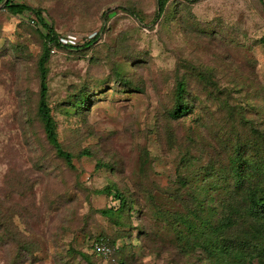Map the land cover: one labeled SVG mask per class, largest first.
Instances as JSON below:
<instances>
[{"label":"rangeland","instance_id":"rangeland-1","mask_svg":"<svg viewBox=\"0 0 264 264\" xmlns=\"http://www.w3.org/2000/svg\"><path fill=\"white\" fill-rule=\"evenodd\" d=\"M14 2L39 9L78 46L98 39L48 57L47 103L69 168L36 113L35 17L0 4V264H264L255 247L264 220L247 212L232 178L223 173L218 188L222 178L208 181L216 189L208 199L195 178L207 165L218 175L230 168L231 142L244 143L251 122L264 127V1L169 0L156 21L155 0ZM180 80L191 110L173 121ZM254 141L256 167L264 159ZM106 188L133 211L118 215ZM99 237L110 259L92 252Z\"/></svg>","mask_w":264,"mask_h":264},{"label":"trees","instance_id":"trees-1","mask_svg":"<svg viewBox=\"0 0 264 264\" xmlns=\"http://www.w3.org/2000/svg\"><path fill=\"white\" fill-rule=\"evenodd\" d=\"M169 0H155V15H154V21L158 20L165 12L167 8ZM187 3H196L200 0H184ZM264 1V0H262ZM4 0H0V4H2ZM4 9L7 10L11 15H23L25 12H32L35 20H32V24L37 26V30L39 33V36L43 40V51L42 55L38 60L37 63V71H38V77H39V90H38V103H37V117L38 120L41 123L42 130L44 132V137L45 141L47 144L52 147L54 150L55 154L57 157L61 158L64 160L65 164L69 168L72 167V155L68 152H66L59 140H58V134L56 131V124L54 122V119L50 113V108L47 103V95H48V68H47V62H48V57L50 54L51 48H55L57 50L61 49H74L76 47H61L57 43V38L59 34H56L51 27H48L43 19H42V13L39 9H32L31 7L23 4V3H15L14 0H8L5 5ZM125 11L134 17L136 20L139 22H142V19L139 18L137 12L132 9H125ZM98 39V36H94L91 40L86 41L85 43L83 42L81 45L77 46V48H80L82 50L91 47V45ZM52 46V47H51ZM186 94V89H185V83L184 81L180 80L177 83L176 86V106L175 108L169 113V117L173 121H179L182 117H184L186 114H188L191 110V105L188 106V104L184 103V97ZM78 103L79 105H83V102L87 100V97L82 94L81 96L78 95ZM184 99V100H183ZM263 124H264V118H263ZM259 124V123H258ZM256 124H253L251 122V126H253V129H249L250 136L246 138L244 143L240 144V142H237L236 144H233L231 142V153L228 156V162L230 163V168L224 167L223 169L219 168L220 170V175L216 174L213 172L214 166L212 165H207L205 167H201V171L203 173L197 174L195 176L196 179H200L202 182V185L204 183V180H207V183H204L205 186L197 188L198 195L204 196L206 199L209 197L213 196V193L215 192L216 189H214L212 185L208 184V181H213L214 179L218 178L222 180H214L213 183L214 185L218 188L220 187V184L225 182L224 175L223 173H227L228 176H230L233 180V184L238 191L242 194V197L246 200L248 204V209L247 212L251 215H254L261 220H264V164H261L260 166L254 165L252 162V155L251 153L254 151H251V147L256 146L254 139H257L260 141V146L261 150L259 151L258 154H261V159H264V127L261 129V127L255 126ZM238 134H235L237 136ZM239 140V138H238ZM90 154L87 151H81L78 154V157H83V156H89ZM225 170V172H223ZM230 170V171H229ZM222 174V175H221ZM220 176V177H219ZM261 179V180H260ZM250 180L251 181H259V183L256 184H251L250 185ZM263 183H262V182ZM183 184V182H182ZM244 184H247L245 187ZM219 191V189H218ZM108 196H113L115 200L119 201V207L116 209L117 214L120 215L121 211L127 210V211H133L135 204L132 202H129L126 197L118 192L111 190L110 188H106L102 191ZM213 198V197H212ZM198 207V205H196ZM199 209L200 205H199ZM102 216H112L115 212L113 209H108L100 212ZM203 213L202 210L199 211V214ZM208 215V213H206ZM172 216V215H170ZM169 216V217H170ZM200 215L197 214V217ZM199 221V220H197ZM228 223V222H227ZM226 223V224H227ZM212 223H209L208 221H202V225L205 228L204 231H217V229H213ZM225 224L220 227L222 228ZM107 241L103 237H99L98 239H95L91 243V250L94 247V244H105ZM107 247L110 249L109 244H106ZM256 251L258 257H261L264 260V237L257 239L256 241ZM203 247L206 249L207 248L203 245ZM232 248V246H231ZM111 250V249H110ZM111 252V251H110ZM110 259V257H108ZM247 258V257H246ZM245 258V259H246ZM217 261V259H216ZM244 261V260H241ZM216 263V262H214Z\"/></svg>","mask_w":264,"mask_h":264},{"label":"built area","instance_id":"built-area-1","mask_svg":"<svg viewBox=\"0 0 264 264\" xmlns=\"http://www.w3.org/2000/svg\"><path fill=\"white\" fill-rule=\"evenodd\" d=\"M92 36L89 37V39ZM57 43L61 47H77L78 46V40L76 37H71V36H58L57 38ZM52 47V46H51ZM55 53V48H51L50 54ZM107 243L103 244H94V247H92V252L97 255V256H102L104 258L110 257V249L106 245Z\"/></svg>","mask_w":264,"mask_h":264},{"label":"water","instance_id":"water-1","mask_svg":"<svg viewBox=\"0 0 264 264\" xmlns=\"http://www.w3.org/2000/svg\"><path fill=\"white\" fill-rule=\"evenodd\" d=\"M8 0H4V2L2 3L3 5L2 6H4L5 5V3L7 2Z\"/></svg>","mask_w":264,"mask_h":264}]
</instances>
